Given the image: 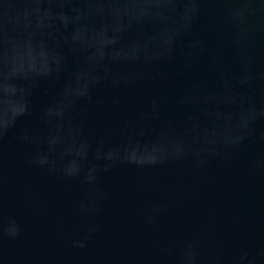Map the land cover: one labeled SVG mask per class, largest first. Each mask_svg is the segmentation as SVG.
I'll return each mask as SVG.
<instances>
[{"label":"water","instance_id":"95a60500","mask_svg":"<svg viewBox=\"0 0 264 264\" xmlns=\"http://www.w3.org/2000/svg\"><path fill=\"white\" fill-rule=\"evenodd\" d=\"M0 264H264V0H0Z\"/></svg>","mask_w":264,"mask_h":264}]
</instances>
